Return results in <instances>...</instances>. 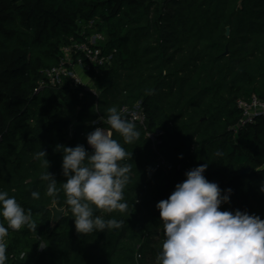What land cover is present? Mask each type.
Masks as SVG:
<instances>
[{"label":"trees","instance_id":"1","mask_svg":"<svg viewBox=\"0 0 264 264\" xmlns=\"http://www.w3.org/2000/svg\"><path fill=\"white\" fill-rule=\"evenodd\" d=\"M95 33L102 54H111L109 64L88 71L96 94L66 75L61 85L50 83L48 68L82 55L64 47ZM252 96L264 100V0H0V190L37 225L9 229L5 264H157L164 232L155 205L204 163L208 181L232 190L221 211L264 219V115L237 128V101ZM112 106L126 119L124 107L147 117L145 129L135 123L141 135L132 144L113 131L133 153L129 208L94 213L122 220L120 229L80 234L63 191L45 194L47 169L35 153H47L60 188L57 146L91 152L86 136L96 127L111 131ZM156 129L154 149L146 131ZM52 205L65 209L55 226Z\"/></svg>","mask_w":264,"mask_h":264},{"label":"clouds","instance_id":"2","mask_svg":"<svg viewBox=\"0 0 264 264\" xmlns=\"http://www.w3.org/2000/svg\"><path fill=\"white\" fill-rule=\"evenodd\" d=\"M107 125L111 131L96 127L87 134L91 152L79 144L57 146L56 150L63 153L61 167L66 178L60 188L48 171L47 153L42 150L35 153V158L42 159L47 169L40 177L47 182L45 194L54 198L63 191L75 229L80 234L122 227V220H105L94 214L93 206L99 212L108 213H126L129 208L124 190L130 182L132 166L127 161L132 160L133 153L113 138V131L123 138L124 144L137 141L141 133L115 106L107 109ZM207 167L208 163H204L187 171L186 179L175 185L167 199L155 205L164 232L157 264H264V219L247 211H221V205L229 203L232 190H222L217 183L208 181L204 176ZM260 190L264 192V184ZM31 197L39 200L40 193L33 191ZM0 217L7 222V227L0 222V264H5L7 255L3 241L9 229L27 226L36 231L37 225L30 211L26 212L14 196L2 190Z\"/></svg>","mask_w":264,"mask_h":264},{"label":"built area","instance_id":"3","mask_svg":"<svg viewBox=\"0 0 264 264\" xmlns=\"http://www.w3.org/2000/svg\"><path fill=\"white\" fill-rule=\"evenodd\" d=\"M102 39L103 36L101 34L95 33L91 35L85 43L64 47L63 51L67 55L72 54L73 51L74 53L75 51H80L82 55L70 61H68L67 58L64 61L60 60L56 65L45 71V77L50 83L58 86L62 84V79L64 75H66L70 78L72 85H82L86 91L96 94L95 88L92 86V82L87 74L93 66H103L110 63L111 54L103 55L102 49L97 46ZM67 61L70 65H67ZM237 107L241 112L237 128L251 123L257 115H264V100L259 99L256 96H252L248 100H238ZM121 113L126 115L127 119L137 123L144 129L146 128L147 117L142 110H137L136 107L133 109L124 107L121 110ZM157 132H159L157 129L154 131H146V137L150 140L154 149L156 148L158 136L160 134V132ZM159 165L163 168L165 167V161L161 156H159Z\"/></svg>","mask_w":264,"mask_h":264},{"label":"water","instance_id":"4","mask_svg":"<svg viewBox=\"0 0 264 264\" xmlns=\"http://www.w3.org/2000/svg\"><path fill=\"white\" fill-rule=\"evenodd\" d=\"M226 36H228L229 34V30L228 28H226ZM227 53V51H225V54ZM248 171V168H245L241 171V173H246ZM51 211V219H50V223L52 226H55L57 224V222L59 221V219L61 218V216L64 215L65 213V209L64 208H58L55 205H52L50 208ZM94 209V213L99 212V210H97L95 208V206H93Z\"/></svg>","mask_w":264,"mask_h":264},{"label":"rangeland","instance_id":"5","mask_svg":"<svg viewBox=\"0 0 264 264\" xmlns=\"http://www.w3.org/2000/svg\"><path fill=\"white\" fill-rule=\"evenodd\" d=\"M154 131V130H153ZM160 132V131H159ZM159 132H157V133H159ZM154 133H156V132H154ZM161 133V132H160Z\"/></svg>","mask_w":264,"mask_h":264}]
</instances>
